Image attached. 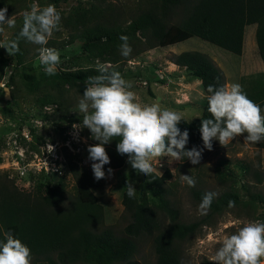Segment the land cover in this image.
Returning <instances> with one entry per match:
<instances>
[{
  "label": "rangeland",
  "instance_id": "rangeland-1",
  "mask_svg": "<svg viewBox=\"0 0 264 264\" xmlns=\"http://www.w3.org/2000/svg\"><path fill=\"white\" fill-rule=\"evenodd\" d=\"M155 0H0V8H7V16L14 19L16 26L0 25V43L17 39L23 25L25 12L33 5L39 8L54 5L61 15L58 30L53 32L47 45L60 56L58 73L93 72L108 68L112 58L118 57L123 64L122 77L133 85L142 104L158 102L162 108L174 110L190 121L202 113L205 95L200 80L190 75L185 68L170 61L177 53L188 50L207 54L221 70L225 85L238 83L242 88L264 86V65L258 55L254 38L255 25L244 30L242 53L235 55L197 37L168 45L154 47L141 52L135 58L125 60L119 53L121 41L107 42L104 33L117 27L125 28L130 18L149 8ZM21 60L10 56L0 47L5 63L0 69V180L12 183L22 192L32 193L35 183L48 174L54 175L53 182L63 176L66 191L75 193L76 180L69 172L68 159L76 162L82 178L90 180L92 191L103 208L104 225L121 233L128 221L121 203L127 182L133 187L146 188L143 175L132 169L126 158L123 165L112 169V174L100 180L94 178L89 159L88 146L98 143L87 128H74L81 124L84 113L78 108L79 100L87 86V78L63 81L45 74L39 63L40 45L20 38ZM116 49V50H115ZM33 74L34 84H28L22 73ZM12 77L11 86L7 81ZM5 87L9 95H5ZM48 100H52L47 102ZM264 114V110H261ZM246 135V134H244ZM244 135L237 136L222 146L212 141V150L204 149L198 164L187 158L182 162L167 156L161 157L155 174L161 175L168 169L171 173L167 188L182 219L186 222L205 219L196 232L183 244L184 264H215L211 261L219 248V241L235 233L248 222H264V141L250 143ZM203 148V141L197 146ZM51 149V150H50ZM219 159L228 164L221 170L233 172V183L241 203L223 209L219 214L206 218L199 211V203L191 196L193 188L216 192L226 191L229 183H219L214 167ZM248 165L249 171L241 168ZM52 168V170L50 169ZM157 167V168H156ZM181 175L195 178L194 187L181 180ZM156 193L157 191L153 189ZM254 194V196H250ZM257 194V195H256ZM208 213V210H207ZM205 216V217H204ZM141 264H154L155 254L149 238H143L135 257ZM264 264V260H262Z\"/></svg>",
  "mask_w": 264,
  "mask_h": 264
},
{
  "label": "trees",
  "instance_id": "trees-1",
  "mask_svg": "<svg viewBox=\"0 0 264 264\" xmlns=\"http://www.w3.org/2000/svg\"><path fill=\"white\" fill-rule=\"evenodd\" d=\"M252 24L255 25L258 55L264 65V0H155L149 8L130 18L125 28H114L104 33V37L107 42L121 41L122 35L128 37L132 51L125 60L135 58L145 50L167 47L191 37L240 55L245 27ZM119 53L121 55L120 50ZM15 55L19 63L20 48ZM117 58L111 59L107 69L122 75L123 64L118 63ZM170 61L200 80L205 95L201 115L190 121L183 118L185 121L181 120L178 125L181 131L187 129L189 140L186 148L191 149L202 142L199 130L201 120L211 118L207 88L209 85L223 86L225 80L221 70L203 52L182 51L174 54ZM4 63L5 59L0 53V69ZM51 76L69 81L89 79L93 72H56ZM22 78L28 84L36 82L33 74L24 72ZM12 80L10 77L7 86H11ZM242 89L250 100L264 110V86ZM118 140L119 137L104 145L110 158V163L103 166L105 172L109 168L121 167L127 158V155L116 151ZM71 159H68L69 172L76 180L72 195L66 191L63 176H59L55 182L52 179L54 175L43 176L35 183L32 193L22 192L12 183L0 180V241L10 231L30 248L31 264H141L135 257L142 239L149 238L155 254L154 264H184L183 244L205 219L191 222L182 219L166 186L171 177L168 169L161 175L153 173L146 177L142 174L150 197L145 188L136 190L133 198L127 195V189L123 192L121 203L128 221L118 233L111 226L104 225L103 208L92 191V183L82 178L77 163ZM228 163L227 159H219L214 167L216 180L229 184L226 191L213 199L206 218L228 208L229 201H233L234 205L242 202L233 189L235 178L232 170H221ZM241 168L249 171L248 165L241 164ZM207 192L193 188L191 196L200 204ZM249 195L254 196L250 192Z\"/></svg>",
  "mask_w": 264,
  "mask_h": 264
},
{
  "label": "clouds",
  "instance_id": "clouds-1",
  "mask_svg": "<svg viewBox=\"0 0 264 264\" xmlns=\"http://www.w3.org/2000/svg\"><path fill=\"white\" fill-rule=\"evenodd\" d=\"M61 15L54 5L42 9L33 5L25 12L23 25L17 39L0 43L10 56L19 51L18 41H27L40 45L39 63L44 67L46 75H55L60 64L59 53L47 45L53 32L58 30ZM7 23L14 28L16 22L7 16V8H0V25ZM0 31H3L0 28ZM121 55L131 54L128 37H120ZM100 74L89 77L92 86H87L79 100L78 108L84 113L81 124L74 128H87L91 137L98 141L88 146L89 159L94 161L91 168L97 180L106 177L103 166L110 163L104 145L119 137L116 151L127 155L128 163L137 173L149 177L156 170L161 157L167 156L169 163L173 160L183 161L187 158L192 164H198L204 149L212 150V141L217 140L225 146L237 136L244 135L250 143L264 141V114L254 101L244 93L238 83L223 86L209 85L206 97L208 112L211 118L201 120L200 134L203 148L187 149L189 140L187 129L178 127L182 115L174 110L162 108L156 102L142 104L137 94L132 91V83L122 77L118 71H109L100 66ZM185 121V120H184ZM51 150V149H50ZM157 168V167H156ZM112 169L107 174H112ZM181 180L189 187H194L196 180L190 175H181ZM127 195L135 196L136 189L132 182H127ZM216 192H207L199 205L200 214H207ZM234 206L229 201V207ZM0 241V264H31V250L20 239L8 231ZM211 261L215 264H262L264 260V222H248L230 235L219 241Z\"/></svg>",
  "mask_w": 264,
  "mask_h": 264
},
{
  "label": "water",
  "instance_id": "water-1",
  "mask_svg": "<svg viewBox=\"0 0 264 264\" xmlns=\"http://www.w3.org/2000/svg\"><path fill=\"white\" fill-rule=\"evenodd\" d=\"M5 95L8 97L9 95V91H8V88L5 87Z\"/></svg>",
  "mask_w": 264,
  "mask_h": 264
},
{
  "label": "built area",
  "instance_id": "built-area-1",
  "mask_svg": "<svg viewBox=\"0 0 264 264\" xmlns=\"http://www.w3.org/2000/svg\"><path fill=\"white\" fill-rule=\"evenodd\" d=\"M50 169L52 170V168L50 167Z\"/></svg>",
  "mask_w": 264,
  "mask_h": 264
}]
</instances>
